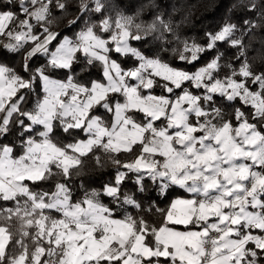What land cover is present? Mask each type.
Masks as SVG:
<instances>
[{"label": "snow or ice", "instance_id": "obj_1", "mask_svg": "<svg viewBox=\"0 0 264 264\" xmlns=\"http://www.w3.org/2000/svg\"><path fill=\"white\" fill-rule=\"evenodd\" d=\"M232 7L201 41L106 0H0V264H264V0ZM167 34L182 65L143 49Z\"/></svg>", "mask_w": 264, "mask_h": 264}, {"label": "trees", "instance_id": "obj_2", "mask_svg": "<svg viewBox=\"0 0 264 264\" xmlns=\"http://www.w3.org/2000/svg\"><path fill=\"white\" fill-rule=\"evenodd\" d=\"M106 2L111 5L112 14L119 11L125 15H136L139 12V20L145 22H151L157 15H162L166 21L171 22L175 32L182 39L191 38L201 41L206 31H217L229 18L233 23H239L244 14L240 8L233 9L232 7L234 4H239L240 0H106ZM248 18H252L251 14H248ZM65 23L66 20L57 21L61 30H63ZM80 26L83 27V24ZM167 38L172 41L171 44L162 43L153 37L148 38L149 43L147 44H143V42L134 43L137 47L143 44V49L146 52L159 55L177 65H182V62L175 59L172 52V49L178 46L177 42L173 40L171 34H167ZM261 40H264V33L257 30L252 42L253 47L250 50L257 57L264 52L260 43ZM220 48L229 57L234 51L227 44H221ZM6 62L15 63L18 66L19 57L13 61L9 56ZM255 63L259 64L260 60L257 59ZM29 106H31V101ZM113 172L114 169L110 165L100 169L95 166L93 161L89 160L85 165L84 175L78 178V182L83 181L86 187H99ZM149 192L153 196L154 202H158L160 206L167 203L163 198L156 201V193L152 189H149ZM129 210L131 211V209Z\"/></svg>", "mask_w": 264, "mask_h": 264}, {"label": "rangeland", "instance_id": "obj_3", "mask_svg": "<svg viewBox=\"0 0 264 264\" xmlns=\"http://www.w3.org/2000/svg\"><path fill=\"white\" fill-rule=\"evenodd\" d=\"M219 30V29H218Z\"/></svg>", "mask_w": 264, "mask_h": 264}]
</instances>
